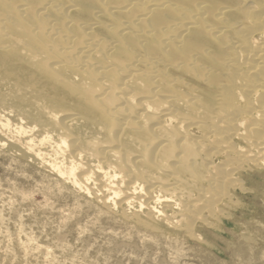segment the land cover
Returning a JSON list of instances; mask_svg holds the SVG:
<instances>
[{"label":"bare ground","instance_id":"obj_1","mask_svg":"<svg viewBox=\"0 0 264 264\" xmlns=\"http://www.w3.org/2000/svg\"><path fill=\"white\" fill-rule=\"evenodd\" d=\"M0 154L107 254L257 264L264 0H0Z\"/></svg>","mask_w":264,"mask_h":264},{"label":"rangeland","instance_id":"obj_2","mask_svg":"<svg viewBox=\"0 0 264 264\" xmlns=\"http://www.w3.org/2000/svg\"><path fill=\"white\" fill-rule=\"evenodd\" d=\"M45 184L34 171L25 170L7 155L0 154V264H202L189 256L186 249H181L184 255L178 259L175 254L160 255L141 250L144 244L140 242H122L123 247L130 248L128 251L107 254L104 248L112 247L113 250L118 246L116 237L110 233L99 235L104 225L87 224V219L81 221L82 216L79 225L64 222L68 212H59V208L49 211L45 204L56 208V202L41 195ZM255 226L252 240L240 237L241 242L261 246L263 239L257 230L261 225ZM253 255L254 259H259L257 264H264V250L257 249ZM227 256L229 261H234L231 255ZM242 259L238 257L234 264H256L245 262V259L242 263Z\"/></svg>","mask_w":264,"mask_h":264}]
</instances>
